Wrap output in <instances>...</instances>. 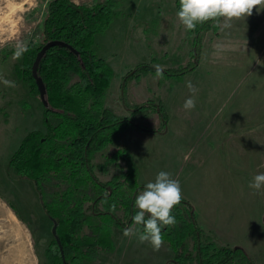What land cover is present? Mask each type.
Listing matches in <instances>:
<instances>
[{
	"label": "rangeland",
	"instance_id": "374dc122",
	"mask_svg": "<svg viewBox=\"0 0 264 264\" xmlns=\"http://www.w3.org/2000/svg\"><path fill=\"white\" fill-rule=\"evenodd\" d=\"M48 1L0 0V192L26 220L39 264H50L46 249L53 222L33 182L16 176L7 164L29 132L46 129L43 101L24 82V55L14 59L12 50L20 41H39ZM71 1L92 5L101 0ZM119 3V14L94 34L93 48L113 70L105 106L147 127H129L118 139L132 155L138 182L153 180L160 170L171 173L198 226L212 222L217 227L215 233L204 232L207 237L223 246H239L255 264H264V194L248 187L252 176L264 171L258 168L264 163V9L257 12L254 7L250 16L234 18L229 28L222 19L216 32L201 33L195 67L183 75L170 70L129 76L141 64L160 69L187 66L193 61L195 34L180 24L174 0ZM186 81L196 89V107L190 111L182 107L192 95ZM144 103L147 107L134 110ZM49 121L55 124L57 119L50 115ZM109 152L106 148L97 153L92 163L100 164ZM94 173L106 182L119 169L109 165L107 172L95 168ZM116 215L125 221L122 210ZM7 224L0 219V238H5L1 245L6 248L13 242L6 240ZM123 230L113 226V248L99 250L94 259L79 264H166L172 258L164 241L153 251L149 244L125 237ZM6 255L0 252V264Z\"/></svg>",
	"mask_w": 264,
	"mask_h": 264
},
{
	"label": "trees",
	"instance_id": "16d2710c",
	"mask_svg": "<svg viewBox=\"0 0 264 264\" xmlns=\"http://www.w3.org/2000/svg\"><path fill=\"white\" fill-rule=\"evenodd\" d=\"M119 1L101 0L86 5L49 0L41 37L28 43L23 54L24 82L43 101L46 129L29 132L11 155L7 167L16 176L33 182L42 209L56 224L55 235L46 249L50 264H79L83 259H94L99 250L112 249V227L128 225L130 215L134 214L133 194L142 186L129 149L118 139L129 127L142 130L147 127L128 116L118 117L105 106L104 96L113 70L93 48L94 34L104 30L119 14ZM174 1L178 10V0ZM222 19L209 20L192 31L195 48L190 51L193 61L187 66L172 70L141 64L129 76L139 71L171 70L176 75L191 71L196 64L201 33L210 29L216 32ZM45 46L36 67L44 89L41 96L32 65ZM74 77L76 80L72 81ZM146 105H136L134 110ZM155 109L165 120L160 105ZM50 115L57 119L55 124L49 121ZM106 148L110 152L104 160L93 164L96 154ZM109 165L117 167L119 173L102 182L94 170L107 172ZM50 186L63 189L52 190ZM118 210H122L125 221L116 215ZM172 214L176 224L162 231L163 241L173 254L166 264H255L241 247L223 246L207 237L185 198L172 209Z\"/></svg>",
	"mask_w": 264,
	"mask_h": 264
},
{
	"label": "clouds",
	"instance_id": "9594fccd",
	"mask_svg": "<svg viewBox=\"0 0 264 264\" xmlns=\"http://www.w3.org/2000/svg\"><path fill=\"white\" fill-rule=\"evenodd\" d=\"M254 7L257 12L264 9V0H178L176 16L185 32H192L198 25L218 18H223V27L229 28L234 18L250 16ZM27 50L26 42H18L13 58L20 59ZM3 83L14 86L12 81L4 80ZM185 86L192 95L184 100L182 107L190 111L196 107V89L191 81H186ZM258 168H264V163L259 164ZM248 187L258 195L264 194V171L256 172ZM133 197L134 214L130 215V222L124 228L123 235L135 238L139 243H147L153 251H158L163 243L162 231L177 222L172 209L182 200L180 182L171 173L160 170ZM112 208L114 210L115 205Z\"/></svg>",
	"mask_w": 264,
	"mask_h": 264
},
{
	"label": "crops",
	"instance_id": "0c3cea01",
	"mask_svg": "<svg viewBox=\"0 0 264 264\" xmlns=\"http://www.w3.org/2000/svg\"><path fill=\"white\" fill-rule=\"evenodd\" d=\"M11 199L9 200L4 193L0 192V219L5 220L9 226L7 229L6 240H12V244L2 246L5 238H0V252L7 251V255L4 264H39V256L35 251V247L32 240L31 232L28 228L27 222L19 211L12 209L10 206ZM200 222V227L205 231H216L212 222L209 224ZM218 230V229H217ZM215 233V232H214ZM217 235V233H216ZM9 244V243H8ZM11 259V261H10ZM2 263V262H1Z\"/></svg>",
	"mask_w": 264,
	"mask_h": 264
},
{
	"label": "water",
	"instance_id": "95a60500",
	"mask_svg": "<svg viewBox=\"0 0 264 264\" xmlns=\"http://www.w3.org/2000/svg\"><path fill=\"white\" fill-rule=\"evenodd\" d=\"M47 46L43 47L37 54L34 62H33V65H32V74L34 76V78L36 79V82H37V85H38V88L40 89V93H41V96H43V93H44V89H43V85H42V82L41 80L37 77L36 75V67H37V64L40 60V58L42 57V55L44 54V51L46 49ZM55 229H56V224L55 222H53V227H52V234L55 235ZM58 241V239H57ZM59 243V241H58Z\"/></svg>",
	"mask_w": 264,
	"mask_h": 264
}]
</instances>
